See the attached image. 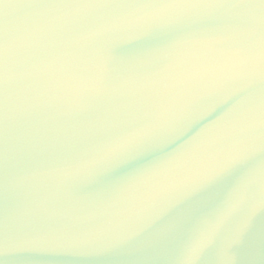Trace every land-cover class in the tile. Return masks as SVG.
I'll use <instances>...</instances> for the list:
<instances>
[{"label": "snow or ice", "instance_id": "6c2138e0", "mask_svg": "<svg viewBox=\"0 0 264 264\" xmlns=\"http://www.w3.org/2000/svg\"><path fill=\"white\" fill-rule=\"evenodd\" d=\"M262 213L264 0H0V264H264Z\"/></svg>", "mask_w": 264, "mask_h": 264}, {"label": "water", "instance_id": "95a60500", "mask_svg": "<svg viewBox=\"0 0 264 264\" xmlns=\"http://www.w3.org/2000/svg\"><path fill=\"white\" fill-rule=\"evenodd\" d=\"M235 99L237 98L234 97L233 99L228 100L226 103L221 104L215 109V111L211 112L198 122L192 124L185 131L184 135H182L179 139H176L174 143H172L169 148L165 150L166 152H171L173 150L180 151L183 147H185V145H189L193 149V151L185 157L183 162L162 174L154 182L158 187L167 185L173 180L184 178L190 174V171L195 168L196 161L203 159V146L207 143L209 139H211L212 135H214V132L204 134L199 138L198 141H193V138L196 137L205 126L210 125L212 121H214L224 111L231 107L232 104L235 102ZM202 106L203 105H201V107ZM173 195H179V193L176 192L173 193ZM165 204L166 199L162 197L157 201L156 205L154 206H149L147 204L138 205V207L142 208L143 211L140 212L138 216L126 221L121 227L123 229L136 230L143 228L145 224L151 223V221L156 218V216L160 213L161 209L165 206ZM163 222V220L158 221L157 224H154L152 228H149L144 231L138 239L146 238L154 228L159 227L160 224H162ZM257 222H264V213L260 214L257 217Z\"/></svg>", "mask_w": 264, "mask_h": 264}]
</instances>
